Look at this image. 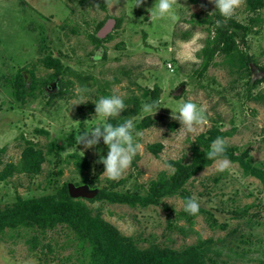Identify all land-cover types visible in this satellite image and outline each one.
I'll use <instances>...</instances> for the list:
<instances>
[{
    "label": "rangeland",
    "instance_id": "obj_1",
    "mask_svg": "<svg viewBox=\"0 0 264 264\" xmlns=\"http://www.w3.org/2000/svg\"><path fill=\"white\" fill-rule=\"evenodd\" d=\"M103 2L0 0V173L6 165L18 163L25 141H30L46 156L39 174H13L0 180L1 210L15 203L18 197H40L53 192L50 182L56 169L47 152L48 144L60 142L62 136L71 133L91 131L97 124L103 126L104 121L95 116V103L101 97L117 95L122 100L135 97L142 106L151 104L150 97L142 96L143 89L151 91L155 86L161 90L156 114L152 117L141 109L130 118L139 121L148 116L154 122L144 130L134 127L133 139L142 148L121 178L113 181L101 176L104 169L98 161L106 157L108 151L102 141L89 149L69 142L60 153L66 162L59 166L62 173L55 177L57 185L78 180V168L71 157L76 153L87 161L90 175H96L100 186L122 181L123 185L117 189L144 194L151 181L162 174L173 173L171 161L190 162L191 145L197 137L207 134L213 119L220 121L221 131L233 134L224 138L226 146L247 150L250 161L264 167V106L244 99V86L237 83L233 86L235 76L230 75L225 66L213 65L203 76L198 75L201 59L197 54L205 45L206 26L191 25L188 21L193 15L202 18L210 15L213 3L178 0L181 7L176 11L180 19L173 21L170 17L151 18L150 9L156 0H144L139 7H135L136 0H119L114 7L106 4L104 10L100 8ZM244 8L245 0L233 16L248 26L250 17L259 18L260 23L252 27L246 45L247 51L256 55L259 65L264 66V8L256 15H249ZM111 19L115 23L103 38L112 35V39L103 44L104 54L102 49L93 47L87 35L95 33L97 23ZM185 32H190L191 36L182 41L180 36ZM240 48L246 47L241 45ZM189 52L195 55L196 61L188 59ZM46 54L58 58L62 66H69L84 77L91 76L97 85L89 94L78 93L80 86L76 78L70 76L73 85L62 96L49 99L52 93L59 92L57 79L42 88L44 95L35 90V95L26 101L16 100L11 90L16 76L28 77L32 70L39 79L54 70L39 65ZM221 60L218 57L215 62L218 64ZM252 71L254 78L261 77L253 66ZM91 82L88 80L86 85ZM257 92L264 93V83L252 91ZM185 101L204 108L209 124L203 130L196 128L187 135L178 132L181 125L171 116ZM130 108L132 105L125 106V110ZM123 112L109 118L108 122L116 121ZM168 124L176 126L170 130ZM151 144L161 145L157 155L147 149ZM217 169L214 162L185 185L190 196L207 212L196 216L191 223L178 219L183 209L179 196L164 198L159 205L145 208L82 200L93 213L99 212L139 248L155 245L179 251L198 240L210 239L213 251L220 253L216 258L218 264H264L263 186L256 178L244 175L235 163L225 171ZM83 185L86 184L78 186ZM33 237L39 242L35 249L28 242ZM40 242L49 243L52 252L41 255ZM72 243L68 231L61 228L44 234L22 227L5 229L0 233V264H25L30 259L37 260L38 264H78L79 253Z\"/></svg>",
    "mask_w": 264,
    "mask_h": 264
},
{
    "label": "trees",
    "instance_id": "obj_2",
    "mask_svg": "<svg viewBox=\"0 0 264 264\" xmlns=\"http://www.w3.org/2000/svg\"><path fill=\"white\" fill-rule=\"evenodd\" d=\"M195 2V1H194ZM106 4L103 2L100 5L101 9H105ZM264 8V0H245L244 10L249 15H256ZM147 20L146 17H144ZM224 18L215 12V4L211 9L210 15H205L203 18L199 15H193V19L188 22L191 25H205L207 37L205 45L197 54L201 59L200 71L198 75H202L211 66H225L228 68L230 75H234L233 86H244V99L255 102L264 106V93H252L260 84L264 83V66L259 65L256 55L247 51L246 38L253 31V26L260 23L259 18L250 17L249 24L243 25L232 16L223 23V26L216 27V21ZM119 26V20H116ZM105 21H100L95 27V33L88 34L87 37L90 43L96 49H102V53H106L103 44L112 39V35H108L105 39L97 36L98 31L104 26ZM75 32V29L71 30ZM191 31V30H190ZM190 32H185L180 36L182 41L189 39ZM246 48L242 49L240 46ZM47 52L50 49H47ZM52 50V49H51ZM50 53V52H49ZM61 55V54H59ZM104 56V55H103ZM222 60L217 64L216 58ZM97 58V55L95 56ZM99 58V57H98ZM39 65L44 69H54L51 74L46 77L37 79L30 70L28 77L24 75L16 76L11 85L16 100L21 102L27 98L33 97L35 90L42 94L43 87L48 84L58 81V93H52L49 99L52 100L56 96H62L68 92V87L73 85L70 76L76 78L80 88L89 90L97 85L96 81L91 76L84 77L71 69L69 66H62L58 58H53L51 54H46L39 60ZM34 67L36 65H33ZM252 66L255 67L261 74L260 78L253 77ZM88 80H91V85H86ZM115 82L118 81L114 79ZM184 86V83H181ZM143 97H150V103L159 102V94L161 90L156 86L147 91L143 89ZM97 92H100L98 90ZM104 94V92H101ZM105 95V94H104ZM178 98V97H175ZM125 106L132 105V108L126 109L123 116L116 121H111L113 125L124 123L125 119L135 117L142 109L135 97H128L123 100ZM48 105L51 102H47ZM151 117H144L139 121L134 120L136 129L144 130L153 124ZM219 120L213 119L211 127L206 135L197 137L195 143L191 145V160L189 163H184L181 160L171 161L170 165L174 168L170 176L162 174L157 180L151 181L144 194L138 192L121 191L117 189L123 185L122 181L107 182L100 186L96 175H90V167L85 159L78 156L76 153L71 155L75 159L77 165L78 180L73 182L75 186L86 184L90 188L98 189V193L89 202H103L110 204H120L128 207H148L157 206L162 199L179 196L182 200L191 198L186 191L185 185L194 176L200 173L204 168L209 167L214 163L208 160L207 152L210 149L211 143L217 138L231 137L233 134L230 131H221ZM221 124V123H220ZM79 126H82L79 124ZM169 129L173 130L176 124H168ZM78 132L71 133L69 136H62L60 142L52 141L48 144L47 152L53 158L55 171L52 172L54 178L50 185L54 188L50 194H45L40 197L17 198L16 202L11 206H6L0 209V233L5 229L24 228L44 234L46 231H53L56 228L68 231L69 242L76 247L75 252L79 253L77 258L78 264H218L216 258L220 255L219 252L213 251L210 243L211 240H198L196 244L187 246L179 251L169 248H162L155 245H150L146 248H139L130 238L123 237L117 229L106 222L99 212L93 213L88 208L82 199L70 198L67 190L68 182L57 185L56 178L61 175V164L66 162L60 155L65 144L76 142ZM102 141V140H101ZM98 144H101L102 142ZM25 147L21 152V157L15 165L8 164L0 173V180L11 177L13 174L37 175L41 171V165L45 161V155L40 149H36L30 141H25ZM147 149L154 155L161 150L160 144L149 145ZM225 156L231 163L237 164L242 173L246 176L256 178L264 189V167L261 164L254 165L250 161L247 150L240 151L235 147L226 146ZM104 169V166H103ZM207 212L200 208L196 215H189L183 209L178 213V219H185L189 223L200 214ZM28 242L31 243L33 249L39 246L36 237L31 238ZM40 254L45 255L52 252L50 244L42 245L40 242ZM46 250V253H44ZM215 256V257H214Z\"/></svg>",
    "mask_w": 264,
    "mask_h": 264
},
{
    "label": "clouds",
    "instance_id": "obj_3",
    "mask_svg": "<svg viewBox=\"0 0 264 264\" xmlns=\"http://www.w3.org/2000/svg\"><path fill=\"white\" fill-rule=\"evenodd\" d=\"M143 2L144 0H136L135 7H139ZM209 2L215 4V12L218 11L219 15L224 18L223 22L221 20L216 21V27H221L242 6L244 0H209ZM104 3L109 7H114L119 3V0H104ZM177 7H181L178 0H156L154 6L150 9V16L157 20L170 17L173 21H178L180 17L176 11ZM188 59L196 61L195 55L191 52L188 53ZM77 91L82 93L87 91V88H78ZM158 103L157 101L151 104H143L142 112L153 117L158 110ZM124 110V101L119 96L101 97L95 103V116L104 121L103 126L97 124L91 131L76 136V144H82L85 149L94 147L102 139L108 151L106 157H102L98 161L104 166L101 176L113 181L121 178L131 166L133 158L142 148V145L133 139L134 123L132 119H125L124 123L119 125L108 122L109 118L118 117ZM171 118L179 122L181 127L178 132H183L185 135L194 132L196 128L203 130L204 126L209 124L204 108L192 101L180 103L176 113H172ZM225 151V140L217 137L211 143L206 157L208 160L216 162L218 165L217 170L221 172L228 169L231 164V161L225 156ZM81 153L83 154V152ZM200 207L201 205L195 197L183 201V210L189 215L198 214ZM25 264H38V261L30 259Z\"/></svg>",
    "mask_w": 264,
    "mask_h": 264
},
{
    "label": "water",
    "instance_id": "obj_4",
    "mask_svg": "<svg viewBox=\"0 0 264 264\" xmlns=\"http://www.w3.org/2000/svg\"><path fill=\"white\" fill-rule=\"evenodd\" d=\"M115 21L113 19L108 20L107 23L98 31L97 36L99 38H103L111 28L113 27ZM180 91V89H179ZM67 190L70 198L72 199H92L93 197L96 196L98 193L97 189H89L88 186L83 185V186H75L72 183H68L67 185Z\"/></svg>",
    "mask_w": 264,
    "mask_h": 264
}]
</instances>
